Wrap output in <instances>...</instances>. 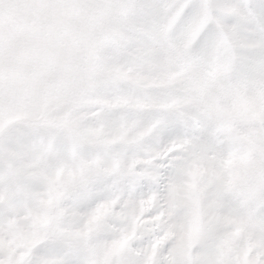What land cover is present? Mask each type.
Here are the masks:
<instances>
[{
    "label": "snow or ice",
    "instance_id": "snow-or-ice-1",
    "mask_svg": "<svg viewBox=\"0 0 264 264\" xmlns=\"http://www.w3.org/2000/svg\"><path fill=\"white\" fill-rule=\"evenodd\" d=\"M0 264H264V0H0Z\"/></svg>",
    "mask_w": 264,
    "mask_h": 264
}]
</instances>
